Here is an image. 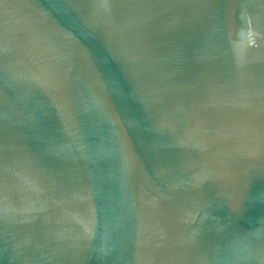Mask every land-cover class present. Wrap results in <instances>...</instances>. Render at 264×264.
Returning <instances> with one entry per match:
<instances>
[{"label": "water", "instance_id": "obj_1", "mask_svg": "<svg viewBox=\"0 0 264 264\" xmlns=\"http://www.w3.org/2000/svg\"><path fill=\"white\" fill-rule=\"evenodd\" d=\"M0 264H264V0H0Z\"/></svg>", "mask_w": 264, "mask_h": 264}]
</instances>
